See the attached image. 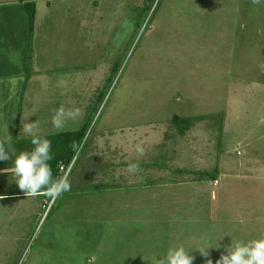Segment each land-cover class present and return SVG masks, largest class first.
<instances>
[{
  "label": "rangeland",
  "instance_id": "obj_1",
  "mask_svg": "<svg viewBox=\"0 0 264 264\" xmlns=\"http://www.w3.org/2000/svg\"><path fill=\"white\" fill-rule=\"evenodd\" d=\"M6 2L0 140H31L23 119L40 137L86 135L57 199L26 196L9 151L0 264H154L178 245L216 264L264 235V0H37L30 43ZM13 33L25 42L4 47ZM61 105L80 115L57 129ZM175 116L198 121L182 136Z\"/></svg>",
  "mask_w": 264,
  "mask_h": 264
},
{
  "label": "clouds",
  "instance_id": "obj_2",
  "mask_svg": "<svg viewBox=\"0 0 264 264\" xmlns=\"http://www.w3.org/2000/svg\"><path fill=\"white\" fill-rule=\"evenodd\" d=\"M251 3L259 4L260 0H251ZM53 113L52 125L60 129L64 126L66 120H74L79 117L80 109H66L61 105L59 108L54 109ZM23 120L21 131L25 135L31 136L33 148L31 151L24 150L16 154L15 149L11 147L12 138L10 135L4 140H0V161L12 159L9 151L15 157L12 160V166L3 169V172L12 175L16 185L26 196L46 195L51 199H57L64 192L71 189L68 173L65 172L59 177H53L52 167L49 163V161L54 159L50 154L52 141L37 134L38 121L27 123L23 122ZM73 147L75 148V144ZM136 152L139 155H143V147L137 145ZM138 169L139 165L136 163L128 165L129 173H135ZM4 198L0 196V199ZM195 251H198L205 258L209 256L208 249L205 247H199ZM224 251L226 254L222 253L216 264H264V235L248 241L231 240L230 245L225 246ZM194 259V256L190 255L183 245L170 247L166 255L160 256V259L153 258L154 264H193ZM206 264H213V262L211 259H207Z\"/></svg>",
  "mask_w": 264,
  "mask_h": 264
},
{
  "label": "trees",
  "instance_id": "obj_3",
  "mask_svg": "<svg viewBox=\"0 0 264 264\" xmlns=\"http://www.w3.org/2000/svg\"><path fill=\"white\" fill-rule=\"evenodd\" d=\"M14 1H16V4L10 6H16L17 8L22 10V12L20 11L21 12L20 18L25 19V23H27L26 31L29 30V36H30L29 38V36L27 35V42H29L30 39L35 34V26H36V18H37V5H36L37 0H14ZM5 44L4 47H7V44L9 43H5ZM0 65L2 64L0 63ZM28 81L29 79L26 80V83H28ZM24 90H25V85H24ZM173 121L175 125H177V130L180 133V135L184 136L190 131L191 128H193L194 124L198 121V119L195 118L180 119L178 116H175ZM85 135H86V131L85 129H82L78 132H67V133L42 137V138L50 139L52 141L50 154L54 157V159L49 161V163L51 164L52 174L54 178L59 177V172L61 170V167L64 166L66 162L73 160L77 152V149L79 148L81 142L85 138ZM74 144H75V148L73 147ZM23 146H30V149L33 148V145L31 144V140H23L21 142H11V147L14 149L22 148ZM6 162L7 161H0V170L4 166V164H6Z\"/></svg>",
  "mask_w": 264,
  "mask_h": 264
},
{
  "label": "crops",
  "instance_id": "obj_4",
  "mask_svg": "<svg viewBox=\"0 0 264 264\" xmlns=\"http://www.w3.org/2000/svg\"><path fill=\"white\" fill-rule=\"evenodd\" d=\"M8 3H10V2H6V5H14V4H16V1H14L13 3H10V4H8ZM37 16H38V12H37ZM2 17V16H1ZM36 20H37V18H36ZM20 39H22V41L23 42H25V37H23V36H21V35H17V34H15V33H13V35H4V44L5 43H9V42H13V43H15V45H16V43L20 40ZM10 44H7V47L9 46ZM5 46H6V44H5ZM22 46V45H21ZM116 169V172L118 171V167L117 168H115ZM115 172V173H116ZM121 173H119L118 172V175H120ZM125 174H128V173H125Z\"/></svg>",
  "mask_w": 264,
  "mask_h": 264
},
{
  "label": "built area",
  "instance_id": "obj_5",
  "mask_svg": "<svg viewBox=\"0 0 264 264\" xmlns=\"http://www.w3.org/2000/svg\"><path fill=\"white\" fill-rule=\"evenodd\" d=\"M157 1V0H156ZM61 170L63 171V170H66V167L65 166H62L61 167Z\"/></svg>",
  "mask_w": 264,
  "mask_h": 264
}]
</instances>
